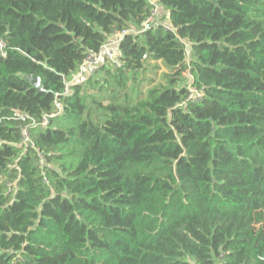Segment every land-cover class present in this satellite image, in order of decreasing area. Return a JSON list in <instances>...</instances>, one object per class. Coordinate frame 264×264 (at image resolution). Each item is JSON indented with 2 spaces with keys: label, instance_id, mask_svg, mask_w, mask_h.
<instances>
[{
  "label": "trees",
  "instance_id": "16d2710c",
  "mask_svg": "<svg viewBox=\"0 0 264 264\" xmlns=\"http://www.w3.org/2000/svg\"><path fill=\"white\" fill-rule=\"evenodd\" d=\"M157 3L0 0V264H264V0Z\"/></svg>",
  "mask_w": 264,
  "mask_h": 264
},
{
  "label": "built area",
  "instance_id": "2783aa9c",
  "mask_svg": "<svg viewBox=\"0 0 264 264\" xmlns=\"http://www.w3.org/2000/svg\"><path fill=\"white\" fill-rule=\"evenodd\" d=\"M158 1V0H157ZM149 5L151 7L150 16L144 21L142 24V31L150 30V29H156L158 26H162L163 29L168 30L169 25L168 23L162 22V17L159 16L157 11L158 3H156V0H148ZM165 18L169 19V13H164ZM126 33H114L110 36L109 39L104 43V45L101 48V51L94 55L90 54L84 61V63L80 66L77 73L72 77L71 81H74V79H83L85 77L91 76L95 69L103 62L108 61L109 63L119 66V62L117 59L118 51L117 47L122 38L124 37ZM4 49V44L0 41V52L2 53ZM191 80L192 77H189ZM65 93H68V84L65 87ZM190 91L189 101L197 100L199 99V95H197L196 92ZM47 125V119L44 118L41 125V127H45ZM21 146L25 149H35L34 144L30 138L29 131L27 128L21 129ZM43 162H40L39 169L42 168ZM43 182L47 184V181L43 179Z\"/></svg>",
  "mask_w": 264,
  "mask_h": 264
},
{
  "label": "rangeland",
  "instance_id": "374dc122",
  "mask_svg": "<svg viewBox=\"0 0 264 264\" xmlns=\"http://www.w3.org/2000/svg\"><path fill=\"white\" fill-rule=\"evenodd\" d=\"M160 17H161V16H160ZM166 72H168V71H167L166 69H164L163 67H160V70H157V71H154V72H149V73L147 74V77H148L150 80H149V81H146V82L143 84V86H142V88H141V91H142L143 93H145L146 90H147L148 88L152 87L153 85H156V84L162 83V77H163L164 73H166ZM76 80H79V79H74L73 82H75ZM80 81L82 82L83 79L80 80ZM73 82H71V83L68 84V85H71ZM76 82H78V81H76Z\"/></svg>",
  "mask_w": 264,
  "mask_h": 264
},
{
  "label": "water",
  "instance_id": "95a60500",
  "mask_svg": "<svg viewBox=\"0 0 264 264\" xmlns=\"http://www.w3.org/2000/svg\"><path fill=\"white\" fill-rule=\"evenodd\" d=\"M25 80L35 89L40 90L41 89V83L39 78L33 77V76H26Z\"/></svg>",
  "mask_w": 264,
  "mask_h": 264
},
{
  "label": "crops",
  "instance_id": "0c3cea01",
  "mask_svg": "<svg viewBox=\"0 0 264 264\" xmlns=\"http://www.w3.org/2000/svg\"><path fill=\"white\" fill-rule=\"evenodd\" d=\"M155 1V0H154ZM156 3H157V0H156ZM157 11H158V14L160 15V14H162V22L163 23H167V19L165 18V16H164V12L162 11V9L159 7V5L157 6Z\"/></svg>",
  "mask_w": 264,
  "mask_h": 264
}]
</instances>
